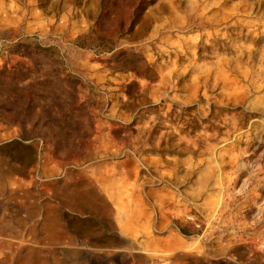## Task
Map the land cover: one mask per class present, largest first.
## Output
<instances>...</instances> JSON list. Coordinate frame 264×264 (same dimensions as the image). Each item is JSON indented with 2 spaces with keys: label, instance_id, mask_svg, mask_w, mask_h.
Wrapping results in <instances>:
<instances>
[{
  "label": "rangeland",
  "instance_id": "obj_1",
  "mask_svg": "<svg viewBox=\"0 0 264 264\" xmlns=\"http://www.w3.org/2000/svg\"><path fill=\"white\" fill-rule=\"evenodd\" d=\"M112 3L0 0V264H264V0H158L129 34ZM97 22L112 52L77 47ZM19 42L61 53L75 99L2 74L31 68ZM101 169L115 202L84 181Z\"/></svg>",
  "mask_w": 264,
  "mask_h": 264
},
{
  "label": "trees",
  "instance_id": "obj_2",
  "mask_svg": "<svg viewBox=\"0 0 264 264\" xmlns=\"http://www.w3.org/2000/svg\"><path fill=\"white\" fill-rule=\"evenodd\" d=\"M158 0H113V3L110 7L102 8L104 15L103 18H108L110 16H119L118 22H120L119 28L123 27V23L121 24V15L120 9H131L133 10V14L131 17V24L127 34L131 33L135 30V28L142 21L145 12L152 6H154ZM101 17V18H102ZM101 26V23L97 22V28L95 30H91L89 34L80 36L77 39V47L82 49H90L91 41L94 38L97 40L100 49L104 52H112L117 44V37L108 36L110 33H115L114 23H107L108 28L98 29ZM96 32H104L106 36H98ZM96 35V36H95ZM95 36V37H94ZM9 55L19 56L23 59L29 60L31 63V68H26L25 64H18L14 68V71L9 72L8 69H4L2 71L3 75L13 76V81L25 82L29 79L30 75L34 71L44 70L46 76L48 75L51 79L56 80L62 85L68 86L72 88V97L75 99V95H77L78 90L77 87L82 84L81 80L71 74L64 61L62 60L61 53L55 47H43L39 44L35 43H27V42H19L17 44L12 45L8 50ZM42 57L45 60H42ZM28 70L27 72H24ZM30 86V85H29ZM14 143V142H13ZM18 144V142H15ZM185 231H182L184 233Z\"/></svg>",
  "mask_w": 264,
  "mask_h": 264
},
{
  "label": "crops",
  "instance_id": "obj_3",
  "mask_svg": "<svg viewBox=\"0 0 264 264\" xmlns=\"http://www.w3.org/2000/svg\"><path fill=\"white\" fill-rule=\"evenodd\" d=\"M84 32H86V28L85 29L82 28L81 30H79L78 34H82ZM68 56H69L68 63L70 64L69 69L77 74H80L75 68L73 54L69 53ZM135 165L136 163L133 162L132 159H127V160L121 161L120 164L114 163V165H111V169L115 168L116 170H121L122 168L126 167L127 170L129 171H135L136 170ZM112 172L113 171L106 172L105 170L101 169V171L94 173V174L89 173V172L83 173L85 183L87 185H90L92 188H95L96 191H99V193L103 195L108 202H111V203L117 201L116 199L117 192H115V185L117 181H115V178L110 174ZM131 176L135 177L133 176L132 173H131ZM114 219L116 223L115 232L117 233L118 236L122 238H128V239H135L141 236V233L139 232V228L136 224L137 218L130 217L128 218L127 221H125L122 219L120 220L117 214V216H114ZM153 227H154L153 228L154 231L161 232L155 229L154 224H153Z\"/></svg>",
  "mask_w": 264,
  "mask_h": 264
}]
</instances>
